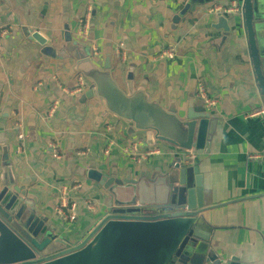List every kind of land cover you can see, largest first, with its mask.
Segmentation results:
<instances>
[{"label": "crops", "instance_id": "1", "mask_svg": "<svg viewBox=\"0 0 264 264\" xmlns=\"http://www.w3.org/2000/svg\"><path fill=\"white\" fill-rule=\"evenodd\" d=\"M230 1L0 0V187L7 181L25 191L32 209L49 217L60 236L74 245L106 213L108 194L88 178V170L103 175L116 171L120 179L145 172L157 180L178 161L181 149L147 144L145 133L105 111L87 81L77 84L80 74L64 47L77 41L78 20L91 9L88 34L81 38L91 43L99 65L109 59L120 85L132 68L134 85H143L149 100L165 108L175 101L181 119L195 110L219 123L215 130L212 124L208 152L199 159L204 206L192 210L202 212L201 233L208 238L209 262L203 264H264V103L245 33L229 34L222 43L224 34L212 28L218 14L214 10ZM175 15L180 19L174 26ZM24 28L44 30L52 50L30 40ZM116 43L123 53L114 52ZM170 46L175 57L159 59L160 51ZM196 79L215 102L209 112L196 96ZM17 120L26 135L21 154ZM49 141L57 144L58 161ZM136 142L141 152L159 151L135 162L124 150ZM79 151L86 155L77 156ZM61 188L69 190L76 204L77 217L70 226L54 211ZM190 202L197 205L196 199Z\"/></svg>", "mask_w": 264, "mask_h": 264}, {"label": "water", "instance_id": "2", "mask_svg": "<svg viewBox=\"0 0 264 264\" xmlns=\"http://www.w3.org/2000/svg\"><path fill=\"white\" fill-rule=\"evenodd\" d=\"M194 1L202 4L209 0H191ZM241 2V16L220 12L212 28L222 31V43L229 34L245 33L255 82L264 103V0ZM187 8L188 5L183 12ZM179 19V15L174 16V26ZM23 33L41 46L48 44L44 30L24 28ZM50 50L45 47V51ZM64 53L74 60L75 70L90 84L91 95L103 101L107 113L127 122L134 131L145 133L149 145L163 142L193 150L196 156L186 162L179 158L169 167L180 171L173 175L168 169L157 180L145 172L136 179L130 173L120 179L116 171L103 175L88 170V178L108 194L106 213L74 245L60 236L49 217L32 209L25 191L5 181L0 187V264H175L189 259L190 264L209 262L208 238L201 233L202 212L192 210L204 206L199 159L208 152L212 124L215 130L219 123L195 110L181 119L175 101L165 108L149 100L144 86L134 85L132 68L122 88L113 76L109 59L103 65L96 63L89 44L82 46L74 41L65 45ZM2 159L4 166L8 165L6 151ZM194 199L197 205L190 202ZM138 213L151 216H121Z\"/></svg>", "mask_w": 264, "mask_h": 264}, {"label": "built area", "instance_id": "3", "mask_svg": "<svg viewBox=\"0 0 264 264\" xmlns=\"http://www.w3.org/2000/svg\"><path fill=\"white\" fill-rule=\"evenodd\" d=\"M215 12L218 13H223V14H229V13H237L241 16L242 14V2L241 0H231L228 5L223 6L222 8H219L218 10H214ZM91 22V9H88L85 14L78 20V29H77V35L78 37H86L88 34V28ZM3 32H7L6 30ZM87 42V41H86ZM91 48V55L92 54V47L91 43L88 42ZM114 52L116 53H123V47L121 43H116L113 47ZM94 54H96L95 50L93 51ZM175 50L173 46H170L168 48H163L160 53L158 54L159 59H173L175 57ZM95 56V55H94ZM77 84L79 86L84 85L86 80L81 76L77 75L76 77ZM195 89H196V96L200 99L202 102L204 110L209 112L214 105L215 102L213 99H211L205 90V87L203 85V81L201 79H196L195 81ZM264 112V111H262ZM15 128L17 130V139L20 142V146L17 148V153L21 154L23 152L21 148V143L25 140V133L23 132V125L22 123L17 120L15 122ZM110 131V129H108ZM112 142V140H111ZM48 147L50 148L53 159L56 161L59 160L60 156L58 153V147L57 144L54 141H49ZM129 150V151H127ZM124 150L130 156L133 158L135 162H140L142 159H145L149 154L151 153H157L159 150L158 149H150V151H145L141 152L138 149V143H133L130 146V149ZM166 153H161L160 155H165ZM179 155V158L181 161H187V160H192L196 156V152L193 150H180V152L176 153V155ZM86 152L79 151L77 152V156L82 157L85 156ZM57 201L55 203L54 211L60 221L65 224L66 226H70L73 224V222L76 220L77 213H76V204L70 197L69 190L67 188H61L58 192V196L56 197Z\"/></svg>", "mask_w": 264, "mask_h": 264}, {"label": "rangeland", "instance_id": "4", "mask_svg": "<svg viewBox=\"0 0 264 264\" xmlns=\"http://www.w3.org/2000/svg\"><path fill=\"white\" fill-rule=\"evenodd\" d=\"M76 40H77V42H78L79 44H81L82 46L88 44V42H86L85 39H83V38H81V37H78ZM83 43H84V44H83ZM90 50H91V48H90ZM95 52H96V51H95ZM96 54H97V52H96ZM99 61H100V60H99ZM95 62H96V61H95ZM96 63L100 64V62H96ZM121 86H122V88H124V85H121ZM170 169H171L173 175H175V173H178V172L180 171L179 169H177L176 167H173V166H171ZM178 170H179V171H178Z\"/></svg>", "mask_w": 264, "mask_h": 264}]
</instances>
